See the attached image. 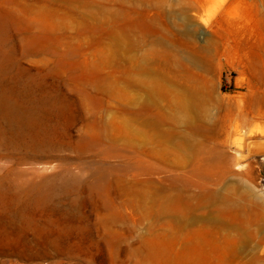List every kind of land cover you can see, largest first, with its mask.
Here are the masks:
<instances>
[{"label": "rangeland", "instance_id": "rangeland-1", "mask_svg": "<svg viewBox=\"0 0 264 264\" xmlns=\"http://www.w3.org/2000/svg\"><path fill=\"white\" fill-rule=\"evenodd\" d=\"M12 263L264 264V0H0Z\"/></svg>", "mask_w": 264, "mask_h": 264}, {"label": "bare ground", "instance_id": "bare-ground-1", "mask_svg": "<svg viewBox=\"0 0 264 264\" xmlns=\"http://www.w3.org/2000/svg\"><path fill=\"white\" fill-rule=\"evenodd\" d=\"M252 121V120H251ZM51 243V242H50ZM58 244V243H57ZM53 245V244H52ZM65 247V246H64ZM54 248V247H53ZM58 248V247H57ZM56 247H55V249H57ZM64 254V253H63ZM38 257V256H37ZM13 264V263H12Z\"/></svg>", "mask_w": 264, "mask_h": 264}]
</instances>
